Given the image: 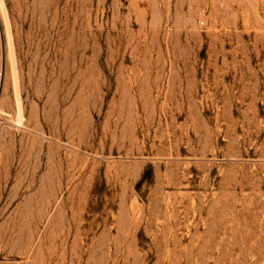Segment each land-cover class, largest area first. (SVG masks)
<instances>
[{"label":"rangeland","instance_id":"1","mask_svg":"<svg viewBox=\"0 0 264 264\" xmlns=\"http://www.w3.org/2000/svg\"><path fill=\"white\" fill-rule=\"evenodd\" d=\"M0 264H264V0H0Z\"/></svg>","mask_w":264,"mask_h":264},{"label":"water","instance_id":"2","mask_svg":"<svg viewBox=\"0 0 264 264\" xmlns=\"http://www.w3.org/2000/svg\"><path fill=\"white\" fill-rule=\"evenodd\" d=\"M1 87H2V84H1Z\"/></svg>","mask_w":264,"mask_h":264}]
</instances>
